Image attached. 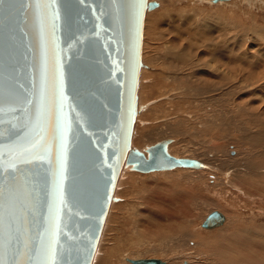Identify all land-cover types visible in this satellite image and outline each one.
Here are the masks:
<instances>
[{"label":"water","instance_id":"obj_1","mask_svg":"<svg viewBox=\"0 0 264 264\" xmlns=\"http://www.w3.org/2000/svg\"><path fill=\"white\" fill-rule=\"evenodd\" d=\"M229 0H213V3ZM143 0H0V261L91 264L123 162L193 169L169 140L130 148ZM28 150V151H26ZM53 215L55 225H53ZM224 222L214 211L202 222ZM131 264H166L159 259Z\"/></svg>","mask_w":264,"mask_h":264},{"label":"rangeland","instance_id":"obj_2","mask_svg":"<svg viewBox=\"0 0 264 264\" xmlns=\"http://www.w3.org/2000/svg\"><path fill=\"white\" fill-rule=\"evenodd\" d=\"M210 1L146 11L131 137L201 167L123 165L91 264H264V0Z\"/></svg>","mask_w":264,"mask_h":264},{"label":"bare ground","instance_id":"obj_3","mask_svg":"<svg viewBox=\"0 0 264 264\" xmlns=\"http://www.w3.org/2000/svg\"><path fill=\"white\" fill-rule=\"evenodd\" d=\"M148 2H149V0H147ZM152 1V0H151ZM154 1H158V0H154ZM213 0H211L210 2H209V4H218V3H221V2H229V1H231V0H229V1H219V2H217V3H213L212 2ZM157 6H158V3H157ZM156 9V8H155ZM154 10V9H153ZM146 11H152V10H145V12H144V15H145V13H146ZM143 21H144V17H143ZM143 21H142V29H143ZM142 29H141V44H142ZM140 62H141V45H140ZM139 71H140V69H139ZM138 81H139V72H138V78H137V88H138ZM136 91H137V89H136ZM135 95H136V92H135ZM137 104V103H136ZM136 110V109H135ZM136 117V116H135ZM134 123H135V118H134ZM133 127H134V124H133ZM132 132H133V128H132ZM131 137H132V135H131ZM166 140H169V139H166ZM170 140H169V144H170ZM130 148L132 149V147H131V139H130ZM144 155V154H143ZM144 157L146 158L147 157V155H144ZM175 158V157H174ZM198 163V162H197ZM199 164V163H198ZM123 165L124 166H126L125 165V162H123ZM122 165V168H121V170L124 168V166ZM130 167V166H129ZM201 166H200V164H199V167L198 168H200ZM176 169H179V168H176ZM192 169V168H191ZM173 170H175V169H173ZM170 171H172V170H170ZM155 172H166V171H155ZM139 173V172H138ZM151 173H153V172H151ZM141 174H150V173H141ZM120 175V174H119ZM237 176V175H236ZM248 178V177H247ZM117 181H118V179H117ZM250 181V180H249ZM116 184H117V182H116ZM252 184V183H251ZM116 188V187H115ZM114 191H115V189H114ZM239 193V192H238ZM115 199H114V193H113V198H112V201H111V203L114 201ZM111 203H110V205H111ZM110 205H109V207H110ZM109 207H108V210H109ZM212 212H214V211H212ZM211 212V213H212ZM218 212V211H217ZM108 213V212H107ZM219 213H221V212H219ZM222 214V213H221ZM223 215V214H222ZM107 216V215H106ZM208 216V215H207ZM206 216V217H207ZM223 217H224V222L220 225V226H218V227H216V228H213V229H217V228H220V227H222L224 224H225V222H226V218H225V216L223 215ZM206 219V218H205ZM204 219V220H205ZM105 220H106V218H105ZM105 222V221H104ZM202 224V223H201ZM104 225V224H103ZM200 227H201V225H200ZM103 228V227H102ZM201 229H203L202 227H201ZM213 229H203V230H213ZM102 232V231H101ZM101 235V234H100ZM235 235L237 236V233H235ZM100 238V237H99ZM234 240V239H233ZM98 241H99V239H98ZM232 242V241H231ZM97 244H98V242H97ZM96 248H97V245H96ZM255 250V249H254ZM95 251H96V249H95ZM94 254H95V252H94ZM94 254H93V257H94ZM93 257H92V260H93ZM130 262V261H129ZM91 263H92V261H91Z\"/></svg>","mask_w":264,"mask_h":264},{"label":"snow or ice","instance_id":"obj_4","mask_svg":"<svg viewBox=\"0 0 264 264\" xmlns=\"http://www.w3.org/2000/svg\"><path fill=\"white\" fill-rule=\"evenodd\" d=\"M139 2L142 4L143 0H139ZM28 151V150H26ZM53 225H55V216L53 215ZM55 227L53 229V241L52 243L47 246V248L42 249V251L47 255L48 257V261L47 264H54V260H55V252H56V248H55ZM0 264H3L2 261H0Z\"/></svg>","mask_w":264,"mask_h":264}]
</instances>
